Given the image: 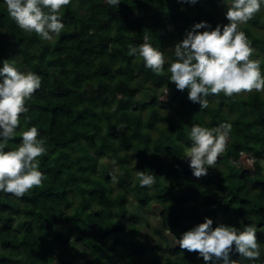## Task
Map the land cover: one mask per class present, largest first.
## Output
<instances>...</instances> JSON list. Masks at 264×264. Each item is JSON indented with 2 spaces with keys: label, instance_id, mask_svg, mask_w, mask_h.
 <instances>
[{
  "label": "trees",
  "instance_id": "obj_1",
  "mask_svg": "<svg viewBox=\"0 0 264 264\" xmlns=\"http://www.w3.org/2000/svg\"><path fill=\"white\" fill-rule=\"evenodd\" d=\"M222 7L221 0H121L109 9L104 0H70L60 10L64 29L45 41L20 29L0 0V59L41 78L5 150L31 126L47 149L37 157L39 186L20 198L0 192V264H51L48 250L52 264H205L178 244L205 217L213 227L241 220L264 227V93H210L201 110L168 81L171 48L196 22L228 23ZM239 28L264 74V6ZM145 35L164 54L163 73L128 55ZM225 121L232 127L217 168L193 176L183 156L188 131ZM134 165L155 175L151 191ZM256 235L254 264H264V231Z\"/></svg>",
  "mask_w": 264,
  "mask_h": 264
},
{
  "label": "clouds",
  "instance_id": "obj_2",
  "mask_svg": "<svg viewBox=\"0 0 264 264\" xmlns=\"http://www.w3.org/2000/svg\"><path fill=\"white\" fill-rule=\"evenodd\" d=\"M181 2L194 4L196 0ZM3 3L20 29L53 41L64 29L60 10L70 0H3ZM105 3L116 9L121 0H105ZM221 3L228 23H218L214 28L206 20L194 23L171 48L174 59L167 66L168 81L177 90L187 89V99L198 103L201 110L208 107L206 97L210 93L223 92L226 97L253 89L264 93L261 61L250 58L251 42L239 28L260 12L264 0H221ZM128 55L142 58L145 68L154 73L164 72V54L148 42L147 35L144 42L128 45ZM40 87L41 78L37 73L19 69L10 59H0V192L17 198L39 186L44 179L37 157L47 149L44 137L38 138L35 126L22 131L19 143L5 150L9 140L17 135L20 114L28 111L25 100ZM116 127L122 129L124 124ZM231 127L227 121L214 129L201 124L191 126L188 131L191 143L183 156L188 158L193 176L199 178L207 174L209 167L217 168L218 155L225 150ZM260 164L264 167V159ZM134 176L141 187L151 191L155 183L153 173L135 167ZM112 180L115 182L116 177L112 176ZM240 224L237 227L218 223L213 227V218L205 217L184 231L178 244L181 249L195 251L205 264H254L261 255L256 233L264 231V227L258 228L254 222L244 224L243 220ZM233 252L239 254V260L230 258Z\"/></svg>",
  "mask_w": 264,
  "mask_h": 264
},
{
  "label": "rangeland",
  "instance_id": "obj_3",
  "mask_svg": "<svg viewBox=\"0 0 264 264\" xmlns=\"http://www.w3.org/2000/svg\"><path fill=\"white\" fill-rule=\"evenodd\" d=\"M104 3H105V0H104ZM105 5H106L109 9L112 8V6L107 5L106 3H105ZM224 11H225V7H222V8L220 9V14H221V16H222V15L224 16ZM255 96H256V94H255ZM255 96H253V97H255ZM219 104H220V100L218 101V103H216L217 107H218ZM185 121L188 122V119L185 118ZM263 159H264V151H263ZM46 254H47L48 259H49V261H50L51 264H52L53 262H58L56 256H54V254H53V250H48V252H46Z\"/></svg>",
  "mask_w": 264,
  "mask_h": 264
}]
</instances>
